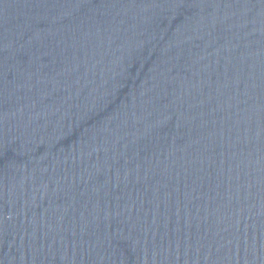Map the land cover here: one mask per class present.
Wrapping results in <instances>:
<instances>
[{
	"label": "water",
	"instance_id": "water-1",
	"mask_svg": "<svg viewBox=\"0 0 264 264\" xmlns=\"http://www.w3.org/2000/svg\"><path fill=\"white\" fill-rule=\"evenodd\" d=\"M0 264H264V0H0Z\"/></svg>",
	"mask_w": 264,
	"mask_h": 264
}]
</instances>
